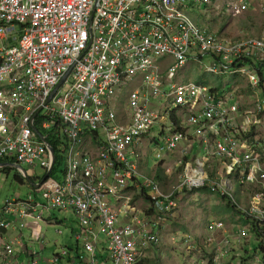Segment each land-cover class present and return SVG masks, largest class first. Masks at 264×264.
<instances>
[{"label": "built area", "instance_id": "obj_1", "mask_svg": "<svg viewBox=\"0 0 264 264\" xmlns=\"http://www.w3.org/2000/svg\"><path fill=\"white\" fill-rule=\"evenodd\" d=\"M200 6L230 18L256 6L264 12L263 0H0V171L18 166L17 177L39 184L0 200V264H98V252L108 254L102 264H139L158 246L161 218L177 198L204 189L246 229L210 220L201 245L186 239L202 254L190 264H223L231 240L264 236V139L255 130L264 115V30H202L187 14ZM205 58L206 73L244 79L255 100L173 83L178 69ZM154 129L163 135L159 163L177 156L164 174L179 182L165 192L136 165V147ZM194 146L203 159L192 156ZM57 172L58 187L44 186ZM54 212L73 215L75 244L44 258L27 243L43 247L39 223L56 224Z\"/></svg>", "mask_w": 264, "mask_h": 264}, {"label": "rangeland", "instance_id": "obj_2", "mask_svg": "<svg viewBox=\"0 0 264 264\" xmlns=\"http://www.w3.org/2000/svg\"><path fill=\"white\" fill-rule=\"evenodd\" d=\"M206 8V10H205ZM213 9V10H212ZM188 16L192 22L202 30H210L214 32H220L223 28L225 31L223 34L236 35L237 33L245 32L248 36H256L264 30V12H261L258 7L255 11L245 13L239 17L230 18L224 14L220 7H203L200 6L196 9H189L187 11ZM224 26V27H223ZM235 32V33H232ZM208 58L203 59L199 64H187L183 68L178 69L174 77L173 83L177 85L187 83H198L204 86H218L221 95H226L232 92L236 97H243L245 101L252 102L256 98V94L249 88L244 79H237L234 81L227 74L222 76H215L210 73H206L205 69L209 64ZM242 68L241 71H244ZM235 82V83H234ZM235 85H234V84ZM133 83L128 84L124 89L133 86ZM232 85L233 88H232ZM232 88V89H231ZM260 96V95H259ZM234 98L228 99L231 104ZM119 103V101H118ZM160 105L164 103L157 104ZM181 116V114L179 115ZM163 120L167 123L168 118L163 117ZM171 130L170 127H167ZM257 138L264 139V115L262 123L255 127ZM166 135V134H165ZM155 137L156 142L150 143V140ZM163 135H158V130L154 129L143 140L142 159L143 166L141 172L145 177L152 178L156 175L164 176V170L173 161V158H165L164 165L159 166V160L155 158V154L158 153L159 147L162 146ZM185 148L183 144H179L175 153H178ZM197 146L193 151V155L203 159L202 151H198ZM20 168L27 171V167L20 165ZM63 167L61 166V171ZM19 173L15 169H8V171H0V200L5 198H11L15 194L20 197H25L29 192V188L26 183L20 184L14 178ZM36 174L38 177L43 176L41 169L36 168ZM63 179V174L60 172L52 174V176L44 183V186L58 187V183ZM161 186L163 192L169 191V187L178 184V176H172L170 180L163 181L156 179ZM237 201L239 198L237 197ZM139 204H141L139 202ZM149 206V205H148ZM142 208L147 209L145 204H142ZM144 209V210H145ZM53 218H57L59 221L56 224L46 225L40 222L39 225L42 228L43 247L40 243H27L30 248H34L37 252H40L44 258H48L51 253L57 252L60 248H66L68 246H74L75 241L71 236L70 230L76 231L77 225L74 217L71 213L54 212ZM217 219L223 221V223L235 233L240 228L246 229L244 220L240 218V215L233 210L229 203L221 199L217 195L211 193H205L202 191L187 192L180 195L177 198V209L171 216L165 219L161 218L160 224V241L157 247L151 248L143 260L142 264H190L193 257L201 258L202 254L189 251L190 245H187V237H191L195 243L201 245L203 238L198 236L207 231L206 225L212 220ZM32 223V221H28ZM60 230L61 234H56V231ZM26 234L27 231L24 230ZM248 239L243 241L231 240V257L223 264H264V253L260 250L261 241L254 236L250 231L248 232ZM100 245L99 251L105 249V242L102 237H99ZM99 257L98 264H102L108 259L107 252H101L96 254Z\"/></svg>", "mask_w": 264, "mask_h": 264}, {"label": "crops", "instance_id": "obj_3", "mask_svg": "<svg viewBox=\"0 0 264 264\" xmlns=\"http://www.w3.org/2000/svg\"><path fill=\"white\" fill-rule=\"evenodd\" d=\"M264 1V0H263ZM257 7V6H256ZM256 7L253 9V8H251L248 12H253V11H255V9H256ZM224 27V26H223ZM225 30L222 28L221 29V31L220 32H224ZM232 33H235V32H232ZM237 34H239V33H237ZM241 34H247V33H245V32H242ZM197 85H200V84H197ZM213 86H215V85H213ZM215 87H217L218 88V86H215ZM177 126H178V124H177ZM178 128V127H177ZM187 132L189 133V134H192V130L191 129H188L187 130ZM146 138V136L143 138V140ZM143 140H142V142H141V144L140 145H138L137 147H136V151H137V153L139 154V159L137 160V162H136V165H137V168H138V171L142 174V172H141V169H142V167L141 166H143V163L141 162V159H142V149H141V147H142V145H143ZM196 141V143H199V141L196 139L195 140ZM183 147H184V145H183ZM194 149H195V146H194ZM194 151V150H193ZM193 151H192V156L193 157H197V156H194L193 155ZM196 152H198V148H197V150H196ZM179 157V156H178ZM177 158V156L175 157V159ZM198 158V157H197ZM139 164L141 165V166H139ZM164 164H160L159 163V166L160 167H162ZM172 176H175V174L173 173V174H171L169 177H167L165 174H164V176H162L160 179L161 180H163V181H166V179L167 180H170L171 179V177ZM154 177V176H153ZM155 177H157V175L155 176ZM214 220H217V219H214Z\"/></svg>", "mask_w": 264, "mask_h": 264}, {"label": "trees", "instance_id": "obj_4", "mask_svg": "<svg viewBox=\"0 0 264 264\" xmlns=\"http://www.w3.org/2000/svg\"><path fill=\"white\" fill-rule=\"evenodd\" d=\"M196 84H198V83H196ZM60 165V159H56V163H55V167L53 168V171L54 170H56V168H58V166ZM6 171H8V170H5L4 172H6ZM161 178V176H158L157 175V177H156V179H160ZM17 182H19L20 184H22V183H26V185H27V182L25 181V180H23V179H21L20 177H17V176H15V178H14ZM28 186V185H27ZM202 192H205V193H207L208 192V190L207 189H204V190H202ZM224 201H225V199H223ZM231 207V206H230ZM233 209V208H232ZM234 210V209H233ZM258 237V239L261 241V251L264 253V244H263V242H264V236L263 235H261V234H258L257 235ZM143 263V261H141L139 264H142Z\"/></svg>", "mask_w": 264, "mask_h": 264}, {"label": "water", "instance_id": "obj_5", "mask_svg": "<svg viewBox=\"0 0 264 264\" xmlns=\"http://www.w3.org/2000/svg\"><path fill=\"white\" fill-rule=\"evenodd\" d=\"M49 149H50L51 154H52V156H53V150H52L51 148H49ZM14 168L16 169V168H19V167H18V166H14ZM50 171H51V168L46 172L45 176H44V177L42 178V180H41V183H42V182L48 177ZM26 180H27V182H28L31 186H33L34 188H37V187L39 186V184H38V185L33 184L29 179H26Z\"/></svg>", "mask_w": 264, "mask_h": 264}]
</instances>
